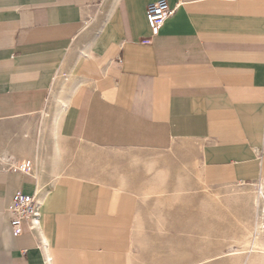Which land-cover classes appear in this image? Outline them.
I'll use <instances>...</instances> for the list:
<instances>
[{
  "label": "crops",
  "instance_id": "1",
  "mask_svg": "<svg viewBox=\"0 0 264 264\" xmlns=\"http://www.w3.org/2000/svg\"><path fill=\"white\" fill-rule=\"evenodd\" d=\"M153 1L0 0V264H133L153 172L157 200L182 169L264 186V0H166L155 35ZM16 191L40 202L18 234ZM201 238L184 264H215Z\"/></svg>",
  "mask_w": 264,
  "mask_h": 264
},
{
  "label": "rangeland",
  "instance_id": "2",
  "mask_svg": "<svg viewBox=\"0 0 264 264\" xmlns=\"http://www.w3.org/2000/svg\"><path fill=\"white\" fill-rule=\"evenodd\" d=\"M162 165H159L157 169L162 167ZM170 168L174 176L169 185L170 188H173L172 184L179 181L178 156L172 160ZM182 170L181 173L184 174V189L179 185V189L173 190V197H170L169 200H157L154 196H141L145 187L155 181V172L148 175L149 178L147 180L141 181V187L136 191L141 229L139 231L136 228L133 235V264H184L190 262L193 258H202L210 253V248L206 249L201 245L205 241L201 237L206 231H208L213 240L216 236L224 233L227 235L221 245L216 246L215 251H227L237 246L236 243L231 241L230 234L232 232L234 235L238 234L241 229L235 228L237 226L235 220L231 214H228V210L224 206H228L229 210L233 211L232 214H238L239 212L244 215V218L248 216L250 222L254 220V224L249 222L247 230L250 227L251 231H255V224L260 216L264 224V206L262 201L259 199L258 206L256 205L254 209L252 199L246 198L247 192H252V190L254 192L258 189L256 184L258 182L216 184L219 186L209 185L215 187H206L205 190L219 192L218 198L214 201L209 198H203L201 194L204 189L195 181L193 174L187 175ZM252 183L253 185H250ZM241 188H246L244 190L245 194L240 190ZM163 189L160 190L162 191L161 194L164 193ZM236 195L238 197L241 195L243 201L240 197L237 198ZM220 230L224 232H220ZM247 232L243 230V233L247 234ZM172 247L177 250H189L191 257L183 260V262L177 261L174 263V260L170 258L172 257ZM212 252H214V249H212Z\"/></svg>",
  "mask_w": 264,
  "mask_h": 264
},
{
  "label": "bare ground",
  "instance_id": "3",
  "mask_svg": "<svg viewBox=\"0 0 264 264\" xmlns=\"http://www.w3.org/2000/svg\"><path fill=\"white\" fill-rule=\"evenodd\" d=\"M200 184H201V182H200ZM256 184L258 185V189L254 192H253V190H252V192H247L248 193L247 196L249 198L245 195L247 199H250V200L252 199L251 201L254 202V209H255L256 205L258 206L257 203H258L259 199L262 201V205L264 206V202H263L264 186L260 182H258ZM246 185H249V184H246ZM250 185H253V184H250ZM201 187L204 189V191L201 194L203 198H209V199H212L214 201L216 200V198H218L219 192H211V191L205 190L206 187L202 184H201ZM245 189L246 188L240 189L243 192V194H245L244 193ZM161 192L162 191H160L158 194H161ZM234 194H232V195H234ZM239 197L242 200L241 195ZM239 197L237 196V198H239ZM240 199H238V200H240ZM208 202H210V201H208ZM224 208H226L228 210V214H231L232 218L235 220V224L237 225L235 228H237L238 230L239 229H241V230L238 234L237 233L235 234L236 236L233 234V232H232V234H230L231 235V238H230L231 241L233 243H236L237 246H234L227 251H220V252L216 251V253L213 254L214 255L213 259L215 261V264H264V245L261 243V240H260L261 236L264 234V224L262 223V221L260 219L261 216L259 217L258 222H256V224H255V231L254 230L251 231L250 227H249V230H247V229H248L249 224L253 223L254 220H251L253 222H250V219L248 216H245V218H244V215L240 214L239 212H238V214H235V213L232 214L233 211H230L229 210L230 208L228 206H224ZM251 228H252V226H251ZM243 230H245V232L248 231L247 232L248 235L243 233ZM220 232H224V231L220 230ZM203 237L206 238L207 241L209 239V241L214 242L215 249H216V246L221 245V242L223 241V239L225 240L227 235L224 233L223 235L216 236L214 241H213L211 239V236L209 235L208 231H206L203 233ZM210 258L212 259V256H210ZM208 261L209 260H205V263Z\"/></svg>",
  "mask_w": 264,
  "mask_h": 264
},
{
  "label": "built area",
  "instance_id": "4",
  "mask_svg": "<svg viewBox=\"0 0 264 264\" xmlns=\"http://www.w3.org/2000/svg\"><path fill=\"white\" fill-rule=\"evenodd\" d=\"M173 12L174 7L171 8L166 0H156L147 4L145 16L152 35L159 32L160 27ZM39 208L40 202L36 200L34 192L23 193L16 191L8 208L13 232L15 234L20 233L23 223L26 224L29 230L34 229L40 216Z\"/></svg>",
  "mask_w": 264,
  "mask_h": 264
}]
</instances>
